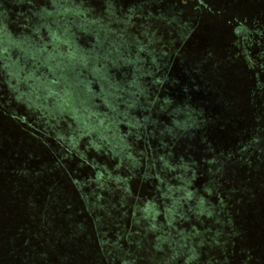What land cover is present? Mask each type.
Instances as JSON below:
<instances>
[{
    "label": "trees",
    "instance_id": "16d2710c",
    "mask_svg": "<svg viewBox=\"0 0 264 264\" xmlns=\"http://www.w3.org/2000/svg\"><path fill=\"white\" fill-rule=\"evenodd\" d=\"M161 3L0 0V264H264V0Z\"/></svg>",
    "mask_w": 264,
    "mask_h": 264
},
{
    "label": "rangeland",
    "instance_id": "374dc122",
    "mask_svg": "<svg viewBox=\"0 0 264 264\" xmlns=\"http://www.w3.org/2000/svg\"><path fill=\"white\" fill-rule=\"evenodd\" d=\"M162 1V3L159 5V6H156V10H159V9H164L165 8V4L166 6L167 5H171L172 3H174V0H160ZM85 150V148H83ZM82 148H80L81 151H83ZM93 154V153H91Z\"/></svg>",
    "mask_w": 264,
    "mask_h": 264
}]
</instances>
